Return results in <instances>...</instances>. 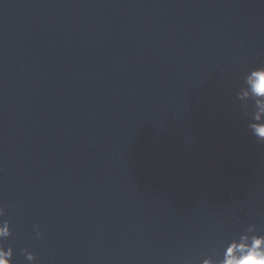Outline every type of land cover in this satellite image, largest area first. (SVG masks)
Returning <instances> with one entry per match:
<instances>
[{
    "label": "water",
    "instance_id": "obj_1",
    "mask_svg": "<svg viewBox=\"0 0 264 264\" xmlns=\"http://www.w3.org/2000/svg\"><path fill=\"white\" fill-rule=\"evenodd\" d=\"M261 65L264 0H0L13 264H203L264 230V142L236 99Z\"/></svg>",
    "mask_w": 264,
    "mask_h": 264
},
{
    "label": "clouds",
    "instance_id": "obj_2",
    "mask_svg": "<svg viewBox=\"0 0 264 264\" xmlns=\"http://www.w3.org/2000/svg\"><path fill=\"white\" fill-rule=\"evenodd\" d=\"M236 99L248 126L254 136L264 142V121L257 117L264 115V65L253 67L242 78L236 91ZM7 214L5 207L0 206V217ZM12 235L10 221H0V264H13L15 249L5 247L3 241ZM37 238H43L44 232L36 226ZM28 264H36V254L28 248L23 249ZM203 264H264V230L257 228L255 223L249 224L238 236L225 242L219 257H209Z\"/></svg>",
    "mask_w": 264,
    "mask_h": 264
}]
</instances>
